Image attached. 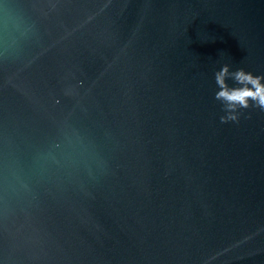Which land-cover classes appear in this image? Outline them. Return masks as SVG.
<instances>
[{
	"label": "water",
	"instance_id": "95a60500",
	"mask_svg": "<svg viewBox=\"0 0 264 264\" xmlns=\"http://www.w3.org/2000/svg\"><path fill=\"white\" fill-rule=\"evenodd\" d=\"M224 64L264 75V0H0V264H264Z\"/></svg>",
	"mask_w": 264,
	"mask_h": 264
},
{
	"label": "clouds",
	"instance_id": "9594fccd",
	"mask_svg": "<svg viewBox=\"0 0 264 264\" xmlns=\"http://www.w3.org/2000/svg\"><path fill=\"white\" fill-rule=\"evenodd\" d=\"M218 91L215 99L222 104L225 113L220 117V122L239 123L241 111L249 108H257L264 111V75H254L243 67L230 71V66L224 64L214 74ZM231 79L236 85L230 87L227 80Z\"/></svg>",
	"mask_w": 264,
	"mask_h": 264
}]
</instances>
